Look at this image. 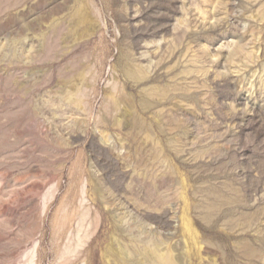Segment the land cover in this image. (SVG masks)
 Returning <instances> with one entry per match:
<instances>
[{
	"label": "rangeland",
	"instance_id": "374dc122",
	"mask_svg": "<svg viewBox=\"0 0 264 264\" xmlns=\"http://www.w3.org/2000/svg\"><path fill=\"white\" fill-rule=\"evenodd\" d=\"M0 264H264V0H0Z\"/></svg>",
	"mask_w": 264,
	"mask_h": 264
}]
</instances>
